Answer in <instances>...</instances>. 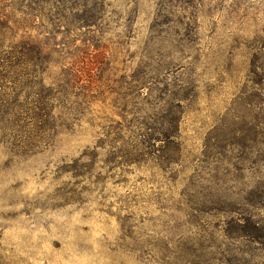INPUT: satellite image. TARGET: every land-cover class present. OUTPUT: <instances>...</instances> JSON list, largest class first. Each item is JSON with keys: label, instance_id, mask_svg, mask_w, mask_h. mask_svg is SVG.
I'll return each instance as SVG.
<instances>
[{"label": "rangeland", "instance_id": "rangeland-1", "mask_svg": "<svg viewBox=\"0 0 264 264\" xmlns=\"http://www.w3.org/2000/svg\"><path fill=\"white\" fill-rule=\"evenodd\" d=\"M0 264H264V0H0Z\"/></svg>", "mask_w": 264, "mask_h": 264}]
</instances>
